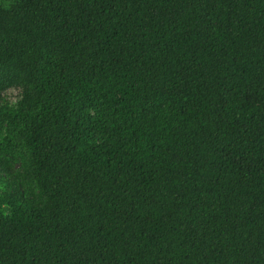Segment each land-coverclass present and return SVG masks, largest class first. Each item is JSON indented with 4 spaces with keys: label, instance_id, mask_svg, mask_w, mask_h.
<instances>
[{
    "label": "trees",
    "instance_id": "16d2710c",
    "mask_svg": "<svg viewBox=\"0 0 264 264\" xmlns=\"http://www.w3.org/2000/svg\"><path fill=\"white\" fill-rule=\"evenodd\" d=\"M0 264H264V0H0Z\"/></svg>",
    "mask_w": 264,
    "mask_h": 264
},
{
    "label": "rangeland",
    "instance_id": "374dc122",
    "mask_svg": "<svg viewBox=\"0 0 264 264\" xmlns=\"http://www.w3.org/2000/svg\"><path fill=\"white\" fill-rule=\"evenodd\" d=\"M16 95H17V89L15 88L7 89L3 93V96L5 97V99H7L10 102H13L16 99Z\"/></svg>",
    "mask_w": 264,
    "mask_h": 264
}]
</instances>
